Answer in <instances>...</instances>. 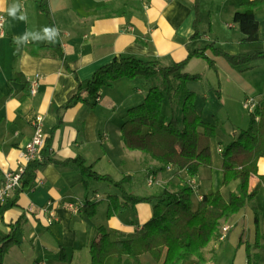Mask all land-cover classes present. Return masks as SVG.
Segmentation results:
<instances>
[{"label": "crops", "instance_id": "crops-1", "mask_svg": "<svg viewBox=\"0 0 264 264\" xmlns=\"http://www.w3.org/2000/svg\"><path fill=\"white\" fill-rule=\"evenodd\" d=\"M14 2L20 3L27 11V22L8 18L6 8ZM194 2L47 0L48 16H45L39 10V0H0V14L5 17L3 36L0 37V185L5 172L17 169L19 154L33 134L32 120L40 116L46 135L43 156L47 159L65 161L82 158L86 164L93 165L97 174L109 175L114 181L131 176V164L140 162L143 176L134 185L137 191L142 189L146 175L145 157H134L138 152L128 151L120 137L126 112L142 103L125 105L128 94L123 87H127V82L132 80L120 79L111 88L104 89L94 108L81 103L66 110L60 108L76 94L77 80L90 79L98 68L121 55L158 61L167 67L184 60L188 47L197 49L214 43L215 47L217 45L228 54H237L240 49L239 34L232 17L240 9V0H205L204 7L200 9V37L190 40L194 33ZM254 16L264 48V8L255 9ZM45 26L60 30L56 43L32 42L18 49L13 42V37L26 31H39ZM208 53L206 55L216 62V58ZM193 60L197 59H191L187 65ZM35 75L40 76V84L37 93L31 96L29 81ZM171 103L168 102L169 105ZM115 116L122 118L118 135L121 145L116 147L109 143L108 138V129ZM165 117L169 119L166 114ZM58 118L62 120L61 125L52 134ZM169 173L172 171L166 170L163 175L168 177ZM257 174L264 176V157L258 161ZM181 177L188 178L184 172ZM153 178H160V174ZM36 179L40 183L34 184L31 190L13 196L9 203L0 206L1 234L8 236L12 227L18 221L21 223V244L8 250L3 264H52L60 248L70 264H90L89 246L96 239V229L100 226L85 225L84 207L87 200L98 203L96 190H92L90 182L85 190L81 174L74 165L61 170L48 163L37 172ZM196 180L197 176L191 181ZM256 180V176L252 175L250 186ZM202 195H199L198 201ZM114 196L119 195L110 194L108 197ZM12 200L15 204L9 207ZM48 203L56 210V218L51 225L41 211ZM251 203L249 207L258 211ZM146 206L140 204L132 209L139 210L135 220L126 217L121 221V215H117L109 219L107 227H103L126 234L134 233L150 218L151 209ZM73 207L78 208L76 212ZM230 226L233 229L236 227ZM254 227L249 225L248 230L254 231ZM258 229L262 239L264 228L261 222ZM251 232L245 240L249 247L254 246L253 250L249 249L250 256L243 245L238 248V238L234 239L233 245L237 246L234 264H264V256L260 252L261 248L264 249V242L259 240L258 246H255L254 233ZM220 243L214 240L203 250L206 264H220ZM139 260L140 264H156L149 254L141 255ZM122 264L132 263L123 257ZM182 264H197V261L192 257Z\"/></svg>", "mask_w": 264, "mask_h": 264}, {"label": "trees", "instance_id": "trees-1", "mask_svg": "<svg viewBox=\"0 0 264 264\" xmlns=\"http://www.w3.org/2000/svg\"><path fill=\"white\" fill-rule=\"evenodd\" d=\"M239 8L232 17V23L239 34L240 49L237 54H228L215 47L214 43L197 49L188 47L184 60L167 67L158 61L121 55L98 68L90 79H76V94L60 109L66 110L79 103L94 108L101 92L111 88L120 79L144 77L156 81L158 85L148 90L143 102L126 112L120 127L121 140L128 151L141 152L158 163L157 167L151 169V175L163 173L170 168L174 170L173 176L178 179L182 180V172L190 179L195 178L200 167L211 166L209 142L215 137L216 127L202 121L195 110V94L182 88L186 82H196L200 78L199 75L184 72V69L194 58L204 60L210 68H214L215 61L206 55L207 51H211L213 56L224 58L233 66L264 59V48L258 37V22L254 16L255 9L264 8V0H240ZM39 10L48 16L47 0H39ZM194 12V33L190 40L200 37V0H195ZM164 100L170 103L176 100L182 112L181 119L171 117L166 120L162 111ZM61 122V118H58L52 134L60 127ZM220 152L222 185L227 187L236 181L235 191L229 192L225 199L219 191L210 190L201 196L196 207L192 204L194 189L188 183H180L172 189L168 185L155 194L138 196L128 190L131 176L114 181L109 175L97 174L93 165L86 164L82 158L56 161L43 156L42 162L29 163L22 176V186L14 193V197L31 190L37 172L52 163L61 170L68 169L70 165L77 167L85 190L91 181L106 182L118 190L119 196L109 199L107 219L140 204L150 206V218L134 233L126 234L98 227L97 237L89 246L90 264H122L123 257L132 264H140L139 257L143 254H149L156 264H182L192 257L197 264H206L203 250L210 242L218 241L223 222L237 217H241L237 225L240 230L237 246L239 248L245 244L247 255L250 256V247L245 242V216L251 201L264 188V176L257 174L258 161L264 157V99L256 103L248 128L237 133ZM252 175L257 180L250 186ZM14 204L15 200H12L8 206L12 207ZM96 204L86 201L84 210L87 216L95 214ZM251 210L254 216L255 246H258L261 240L258 229L260 218L255 208ZM20 225L18 221L8 236L0 233V264H3L4 256L12 246L21 244ZM262 225L264 228V221ZM52 264H70L63 249L60 248L58 257Z\"/></svg>", "mask_w": 264, "mask_h": 264}, {"label": "rangeland", "instance_id": "rangeland-1", "mask_svg": "<svg viewBox=\"0 0 264 264\" xmlns=\"http://www.w3.org/2000/svg\"><path fill=\"white\" fill-rule=\"evenodd\" d=\"M204 1L205 0L200 1V9L204 7ZM216 47L218 46L216 45ZM208 52L210 56H213L211 51ZM213 57L216 58L214 68H210L207 63L201 59L193 60L189 65H186L184 72L191 75H199L200 78L196 82H186L182 85V88L195 94V110L200 115L202 121L210 123L216 127L215 137L209 142L211 166L199 169L196 180L197 183L195 181L192 182V179L188 178H182V180L176 178L173 176L174 170L168 168L167 171H172V173H169L170 175H168V177L163 175V173H159L160 178L154 179V182L151 185H148L149 178L153 177L150 173L151 169L152 167H157L158 163L151 160L147 155L138 152L137 154H134V157H138V155H144L145 157L146 175L145 179L143 177L144 187L139 191L135 189L136 184L134 185V182H139L143 173L141 171L142 164L140 162H134V164H131L130 166V170H133L131 171V176L133 178L131 181L132 183L128 187L130 192H134L139 196H147L157 193L160 189L168 185H171L170 189H172L180 183H188L194 189L192 204L196 207L199 195L205 194L210 190L219 191L225 199H227L229 192L235 191L237 186L236 181L230 183L227 187L222 185V157L220 151L232 141L237 133L248 128L251 112L243 108L245 101L251 99L256 105V103L264 99V59L242 66H233L222 57ZM127 83L129 84L127 87H123V89H126V93L128 94V99L125 100V105L128 104V106L143 102L148 90L153 84L154 86L158 85L156 81L144 77H137ZM111 92L112 89H110V93ZM162 111L169 118L168 120H170L171 117L181 119L182 112L179 109L176 100L170 105L168 104V101L165 100L162 104ZM121 119L122 118L119 116H115L113 118V123L110 124L108 129L109 143L115 147L118 144L121 145L118 136ZM118 120L120 121L119 123H117ZM155 162L157 164H155ZM169 177L170 179H168ZM90 185L92 190H96V193L99 195V200L96 201L98 203L93 216L89 217L84 213L86 221L85 225H91L94 227L102 225L107 227L109 225V219L106 217V210L110 199L108 196L110 194L119 195V192L106 182L91 181ZM251 204L259 209V212L257 211V213L259 218H261L260 222L263 224L264 190H259ZM144 206L147 207L146 205ZM138 212V209L125 211L122 214H118L121 215L119 219L122 221L123 218L130 217L135 220V214H138ZM253 217V212L250 207L245 216L247 224L245 234L246 239L249 237L251 231V233H254L253 229L251 231L248 230L249 225H254L252 221ZM240 218L241 217H237L234 218V220L232 219L228 222L222 223V225H228L230 229L226 234V238L220 243L222 248L219 258L220 264L235 263L237 246L233 245V241L235 238L239 237L240 230L237 225ZM230 225H236V227L233 229ZM261 240L264 242V237H262ZM217 242L220 241L218 240ZM243 248H245L244 245ZM250 248L253 250L254 246H250ZM260 252L263 257L264 249L261 248Z\"/></svg>", "mask_w": 264, "mask_h": 264}, {"label": "built area", "instance_id": "built-area-1", "mask_svg": "<svg viewBox=\"0 0 264 264\" xmlns=\"http://www.w3.org/2000/svg\"><path fill=\"white\" fill-rule=\"evenodd\" d=\"M0 16H3L0 14ZM5 21V17H4ZM4 24V22H3ZM3 28V27H2ZM2 28L0 32L3 33ZM2 37V36H0ZM40 76L35 75L29 81V94L34 96L39 88ZM99 101V98L97 99ZM243 108L249 112H253L255 104L253 100H246L243 104ZM33 134L30 140L26 143L24 149L19 154L18 167L15 171L5 172L3 175L2 184L0 185V206L4 205L6 201L14 196V193L22 186V176L25 168L29 163L42 162L43 161V150L46 143V135L43 131V121L40 116L34 117L32 120ZM154 182V178L150 177L148 185ZM40 181L35 179L34 184H39ZM77 207H73L74 212L77 211ZM41 211L47 216V223L51 225L56 218V210L51 203H48L45 207L41 208ZM230 227L228 225L221 226V233L218 236V240L222 242L226 238V234ZM44 264V263H40Z\"/></svg>", "mask_w": 264, "mask_h": 264}, {"label": "clouds", "instance_id": "clouds-1", "mask_svg": "<svg viewBox=\"0 0 264 264\" xmlns=\"http://www.w3.org/2000/svg\"><path fill=\"white\" fill-rule=\"evenodd\" d=\"M8 18L14 21L27 22L28 14L26 10H23L22 5L18 2L12 3L6 8ZM4 17L0 16V28L3 27ZM60 35V30L54 26H45L39 31H26L23 35L13 37V42L20 46H26L32 42H43L54 44ZM0 36L3 33L0 32Z\"/></svg>", "mask_w": 264, "mask_h": 264}]
</instances>
